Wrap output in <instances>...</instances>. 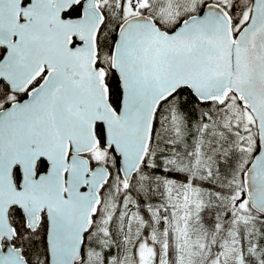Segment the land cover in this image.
<instances>
[{
    "label": "snow or ice",
    "instance_id": "6c2138e0",
    "mask_svg": "<svg viewBox=\"0 0 264 264\" xmlns=\"http://www.w3.org/2000/svg\"><path fill=\"white\" fill-rule=\"evenodd\" d=\"M0 264H264V0H0Z\"/></svg>",
    "mask_w": 264,
    "mask_h": 264
}]
</instances>
